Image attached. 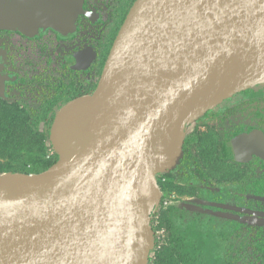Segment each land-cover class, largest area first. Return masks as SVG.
I'll use <instances>...</instances> for the list:
<instances>
[{
    "label": "water",
    "instance_id": "1",
    "mask_svg": "<svg viewBox=\"0 0 264 264\" xmlns=\"http://www.w3.org/2000/svg\"><path fill=\"white\" fill-rule=\"evenodd\" d=\"M60 20L53 2L0 0L1 28ZM258 85L264 0H137L94 94L55 118L58 162L0 177V264H148L157 175L179 163L187 126Z\"/></svg>",
    "mask_w": 264,
    "mask_h": 264
},
{
    "label": "flooded vegetation",
    "instance_id": "2",
    "mask_svg": "<svg viewBox=\"0 0 264 264\" xmlns=\"http://www.w3.org/2000/svg\"><path fill=\"white\" fill-rule=\"evenodd\" d=\"M42 1L54 3L57 26L0 27V101L46 125L94 94L137 0ZM183 149L182 165L157 176L164 192L150 257L159 262L195 228L192 246L202 248L205 264H264V86L234 94L187 126Z\"/></svg>",
    "mask_w": 264,
    "mask_h": 264
},
{
    "label": "trees",
    "instance_id": "3",
    "mask_svg": "<svg viewBox=\"0 0 264 264\" xmlns=\"http://www.w3.org/2000/svg\"><path fill=\"white\" fill-rule=\"evenodd\" d=\"M52 125H41L24 110L0 101V177L10 172L40 174L55 165L59 160L58 154L54 153L53 156L48 154V149L52 146L50 142ZM183 156L184 149L177 166L182 165ZM153 214L154 212L151 213L150 222L152 230ZM194 232L195 228L189 230L180 239L183 241H177L178 244L175 246L166 247L159 262H154L153 258L149 257L148 264H182L178 263V260L184 262L187 259H190V264H205L202 248L192 246L195 240H199L193 236ZM175 255H178V260L175 259Z\"/></svg>",
    "mask_w": 264,
    "mask_h": 264
},
{
    "label": "rangeland",
    "instance_id": "4",
    "mask_svg": "<svg viewBox=\"0 0 264 264\" xmlns=\"http://www.w3.org/2000/svg\"><path fill=\"white\" fill-rule=\"evenodd\" d=\"M262 86H264V85H262ZM54 153H56L55 152V149L51 146L49 149H48V154H50V156H53V154ZM158 176V175H157ZM158 182V181H157ZM158 185H159V183H158ZM159 188H160V186H159ZM160 191H161V196H162V192H164L161 188H160Z\"/></svg>",
    "mask_w": 264,
    "mask_h": 264
}]
</instances>
